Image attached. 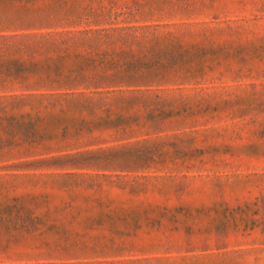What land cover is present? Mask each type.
<instances>
[{
  "label": "rangeland",
  "instance_id": "rangeland-1",
  "mask_svg": "<svg viewBox=\"0 0 264 264\" xmlns=\"http://www.w3.org/2000/svg\"><path fill=\"white\" fill-rule=\"evenodd\" d=\"M0 264H264V0H0Z\"/></svg>",
  "mask_w": 264,
  "mask_h": 264
}]
</instances>
